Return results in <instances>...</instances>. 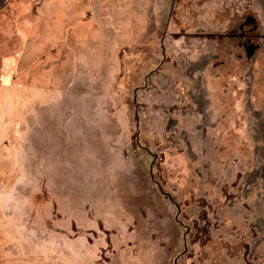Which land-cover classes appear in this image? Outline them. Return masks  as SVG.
<instances>
[{
  "label": "rangeland",
  "instance_id": "1",
  "mask_svg": "<svg viewBox=\"0 0 264 264\" xmlns=\"http://www.w3.org/2000/svg\"><path fill=\"white\" fill-rule=\"evenodd\" d=\"M0 264H264V0H0Z\"/></svg>",
  "mask_w": 264,
  "mask_h": 264
},
{
  "label": "water",
  "instance_id": "2",
  "mask_svg": "<svg viewBox=\"0 0 264 264\" xmlns=\"http://www.w3.org/2000/svg\"><path fill=\"white\" fill-rule=\"evenodd\" d=\"M255 45H253L252 43L249 45H245L246 48V56L249 57L251 55V53L253 52V50L255 49Z\"/></svg>",
  "mask_w": 264,
  "mask_h": 264
}]
</instances>
